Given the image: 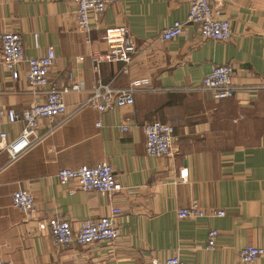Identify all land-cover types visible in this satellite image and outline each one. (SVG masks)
Listing matches in <instances>:
<instances>
[{
	"label": "crops",
	"instance_id": "0c3cea01",
	"mask_svg": "<svg viewBox=\"0 0 264 264\" xmlns=\"http://www.w3.org/2000/svg\"><path fill=\"white\" fill-rule=\"evenodd\" d=\"M221 6L232 39H202L195 26L186 36L160 41L168 25L185 22L188 0H116L99 17H91L89 42L76 24L72 0H0V35L17 32L24 56L39 58L52 48L56 62L49 83L37 92L20 76L13 80L0 65V107L20 114L44 100L50 87L80 83L81 92L65 96L69 109L84 103L100 79L113 88L143 80L148 90L135 91L134 103L99 113L75 112L49 130L40 121L42 138L16 160L0 152V244L13 264H150L178 256L186 264H238L240 249H264V0H209ZM122 27L136 53L123 72L120 61L103 63L99 74L91 56L104 53L108 28ZM234 68L237 87L227 99L195 91L215 66ZM170 123L176 140L171 155L145 153L143 126ZM99 123L100 126L96 124ZM53 125V123H52ZM23 121L0 119V132L18 137ZM125 126L124 132L120 127ZM107 163L123 189L112 196L76 191L60 185V169ZM187 170L181 181L180 171ZM19 189L35 196L32 217L12 207ZM197 201L200 207L224 211L223 217L177 218L178 209ZM112 208L119 238L79 246H56L38 229L39 219L57 216L74 228L84 219L107 216ZM218 231L208 249L207 234ZM252 264H264V255Z\"/></svg>",
	"mask_w": 264,
	"mask_h": 264
},
{
	"label": "built area",
	"instance_id": "2783aa9c",
	"mask_svg": "<svg viewBox=\"0 0 264 264\" xmlns=\"http://www.w3.org/2000/svg\"><path fill=\"white\" fill-rule=\"evenodd\" d=\"M116 0H72L76 7L77 29L89 42L91 31V17L97 18ZM187 25L195 26L202 39L212 41H229L232 39V31L229 22L221 17V6L217 3L211 5L209 0H188V14L185 22L176 21L165 27L160 33V41L167 42L179 36H186ZM107 50L102 53L94 52L91 56L93 70L99 74L101 64L120 61L124 64L123 72L127 73L136 53L133 42L127 39L126 30L122 27L108 28L102 37ZM56 62V56L52 48H48L44 56L39 58H27L24 56L22 37L17 32L7 31L0 35V65L10 74L11 79L17 80L20 76L18 67L25 65L24 78L28 85L37 92L49 83V71ZM234 68L224 64L215 66L212 71L202 78L200 85L193 88L195 91H209L215 99H227L234 95L237 87L232 84L231 76ZM83 86L80 83H70L62 89L50 87L44 92L42 102L32 104L27 110L18 114L12 109L0 107V119L5 118L9 124L23 121L25 126L18 137L9 139L5 132H0V152H6L9 162H12L27 152L41 138L39 133L40 121L49 120V130L68 121L72 115L82 109L89 108L103 113L124 107L134 103L135 91L148 90L145 81L137 80L129 83L124 88H113L109 83H103L100 79L92 87L89 97L75 109H69L65 103V96L71 93L81 92ZM53 123V125H52ZM100 126L99 123L96 124ZM121 132L126 130L121 126ZM145 137V153L150 157L171 155L174 141L176 140L174 127L170 123L159 121L148 122L143 126ZM181 181L187 178V170L180 171ZM57 181L60 185L72 184L76 191H94L101 195L112 196L120 192L123 187L115 176L114 170L107 163H99L93 167L80 166L76 169L63 168L57 172ZM12 207L20 210L26 218L32 217L35 208V196L27 189H19L10 197ZM120 212L118 208H112L107 216L96 220L84 219L79 221L76 228L61 217L53 216L47 219H39L37 222L40 231L47 232L53 243L59 247H68L75 242L79 246H89L96 242L114 241L119 238V231L114 224V217ZM224 211L206 210L200 207L197 201H191L188 206L178 209V219H199L203 217H223ZM218 231L211 229L207 234L208 249H213ZM0 244V264H13L6 260L2 254ZM264 255V249L255 246H246L239 251L238 264H252ZM150 264H186L178 256H171L160 262L153 259Z\"/></svg>",
	"mask_w": 264,
	"mask_h": 264
}]
</instances>
